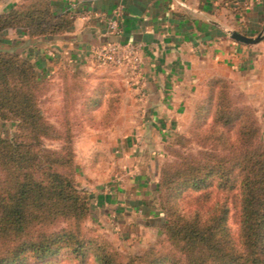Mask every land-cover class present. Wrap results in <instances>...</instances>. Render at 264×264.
<instances>
[{
  "label": "trees",
  "instance_id": "16d2710c",
  "mask_svg": "<svg viewBox=\"0 0 264 264\" xmlns=\"http://www.w3.org/2000/svg\"><path fill=\"white\" fill-rule=\"evenodd\" d=\"M73 24V13L56 12L51 0H21L0 12V32L20 28L31 38L60 34ZM72 78L81 80L77 73ZM100 78L81 95L80 110L107 127L122 91L108 75ZM45 83L29 57L0 49V119L15 120L18 128L13 139L0 131V264H40L64 252L82 264L92 255L99 264H264V136L251 108L220 93L216 124L197 132L209 147L181 155L162 171L166 244L123 259L108 241L82 229L94 202L78 184L73 129L55 135L44 116ZM105 98L106 111L95 119L93 110ZM44 137L63 144L46 147Z\"/></svg>",
  "mask_w": 264,
  "mask_h": 264
},
{
  "label": "crops",
  "instance_id": "0c3cea01",
  "mask_svg": "<svg viewBox=\"0 0 264 264\" xmlns=\"http://www.w3.org/2000/svg\"><path fill=\"white\" fill-rule=\"evenodd\" d=\"M17 1L0 0V12ZM51 2L56 12L73 13L74 24L68 30L31 38L24 29L7 28L0 32V49L29 57L43 76L69 67L92 74V87L102 75L116 82L122 99L112 124L88 126L77 138V160L85 170L78 181L89 190L94 217L102 224L125 230L144 224L158 227L165 221L155 199L165 145L189 112L201 83L227 74L249 91H260L264 101V37L245 43L229 32L264 34V0ZM119 5L122 34L116 36L109 33L108 20ZM116 38L138 45L140 85L129 82L124 70L91 60L93 45Z\"/></svg>",
  "mask_w": 264,
  "mask_h": 264
},
{
  "label": "rangeland",
  "instance_id": "374dc122",
  "mask_svg": "<svg viewBox=\"0 0 264 264\" xmlns=\"http://www.w3.org/2000/svg\"><path fill=\"white\" fill-rule=\"evenodd\" d=\"M19 1L21 0H18L16 3ZM73 73H77L80 76L81 80L79 82L77 79L73 80ZM40 76L46 82L41 101L44 116L48 119L50 124L57 129L55 135L70 133L73 129L75 133L74 147L76 151L77 175L80 174V176H82V172H85V170L83 169V163H78L77 160V138L88 130V126L102 127V121H88L84 115H81L80 110L81 95L89 94L94 88L92 87L93 80H90L92 74L88 75L68 67L50 76H43L41 74ZM215 78H224V80L222 82ZM71 85H75L76 87H73L72 90L70 89ZM81 85L82 89L79 88ZM220 93L228 97L230 101L238 107L246 109L251 108L261 126L262 135L264 136V101H262L260 91L256 92L254 89L249 91L246 85L240 80L227 74H217L206 78V80L201 83L199 91L196 92L194 103L190 107L189 112H187L186 116L178 123L165 145L163 162L160 167V174L155 192L156 206L165 218L164 223L158 227H148L145 224L141 228L139 226H127L125 230L118 224L113 225L109 222L102 224L95 219L94 213H92L83 220V231L87 232L89 235L96 234L100 238L108 241L110 245L119 252L120 257L123 259L127 256L143 254L151 247L160 249L166 244L165 225L167 217L161 205L159 197L160 192L158 190L162 171L165 166L179 160L181 155L189 153L196 154L199 150L209 147V144L208 146H203L200 143L197 132L200 130L206 132L209 127H211L210 124H216L214 120L216 114L215 107ZM76 96L77 100L75 101ZM106 108L107 106H104V104L95 108V110H93L95 119H100L106 111ZM205 116L207 117L206 121L198 128L200 125L199 122ZM0 120V131L2 135L8 139H13L18 130L17 122L15 120ZM232 134L234 135L233 137H235V131H233ZM43 142V145L46 147L60 148L63 144V139L58 137H44ZM78 184L90 194L89 190L84 188L79 181ZM231 221L232 227L235 230L237 228V223L234 219ZM63 224L64 223H62V225ZM27 264L37 263L32 262ZM40 264L82 263L80 260L73 258L68 252H64L59 256L51 258L50 261ZM86 264H99V262L96 257L92 255L87 260Z\"/></svg>",
  "mask_w": 264,
  "mask_h": 264
},
{
  "label": "built area",
  "instance_id": "2783aa9c",
  "mask_svg": "<svg viewBox=\"0 0 264 264\" xmlns=\"http://www.w3.org/2000/svg\"><path fill=\"white\" fill-rule=\"evenodd\" d=\"M123 7L119 5L108 20V31L112 35L122 34L121 17ZM90 58L93 63L115 69H122L127 80L140 85L142 80V56L136 43L124 42L120 38L107 40L92 46Z\"/></svg>",
  "mask_w": 264,
  "mask_h": 264
},
{
  "label": "water",
  "instance_id": "95a60500",
  "mask_svg": "<svg viewBox=\"0 0 264 264\" xmlns=\"http://www.w3.org/2000/svg\"><path fill=\"white\" fill-rule=\"evenodd\" d=\"M229 32L233 38H235L239 41L245 42V43H255L264 37L263 33H260L256 36H251V35L245 34L244 32H241L237 29H231V30H229Z\"/></svg>",
  "mask_w": 264,
  "mask_h": 264
}]
</instances>
